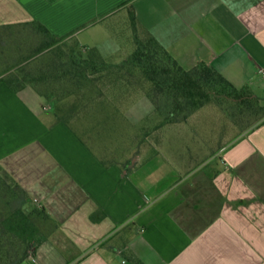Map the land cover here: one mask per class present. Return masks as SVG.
I'll return each mask as SVG.
<instances>
[{
    "label": "crops",
    "instance_id": "crops-1",
    "mask_svg": "<svg viewBox=\"0 0 264 264\" xmlns=\"http://www.w3.org/2000/svg\"><path fill=\"white\" fill-rule=\"evenodd\" d=\"M107 5L0 0V26L38 21L105 57L126 54L132 29L124 32L126 45L117 31H104L122 8ZM135 5L137 28L178 65L207 64L264 104V0ZM116 96L124 102L97 99L104 101L85 127L87 139L32 87L14 91L0 82V167L29 197L24 212L40 208L46 218L43 237L17 264H135L129 257L142 264H264V123L226 142L233 123L224 113L208 131L187 125L205 105L186 122L159 117L143 127L146 115H156L147 92ZM138 102L146 111L140 121L132 113Z\"/></svg>",
    "mask_w": 264,
    "mask_h": 264
},
{
    "label": "rangeland",
    "instance_id": "rangeland-1",
    "mask_svg": "<svg viewBox=\"0 0 264 264\" xmlns=\"http://www.w3.org/2000/svg\"><path fill=\"white\" fill-rule=\"evenodd\" d=\"M106 1L111 10L117 9V6L122 8L119 10L118 15L112 18L113 24L109 23L108 27H104V31H117L119 43L126 45L128 43L125 42V38L123 39L124 32L132 29V47L128 53L120 52L112 57H105L106 55L103 56L96 48L81 45L75 35L59 43L58 46L54 45L46 50H41L43 52L34 53V50L47 39L38 31L35 25L22 23L0 26V79H19L25 84L23 88L29 86L38 93L44 94L47 102L55 108L58 118L69 122L77 133L84 136V138L91 139L92 132L87 131L85 127L87 123H92V118L99 117L94 115L99 102L97 99L101 97L104 99L105 97L107 98L106 102L122 104L124 101L117 99V96L116 99H112L114 94L118 95L119 93L153 91L157 95L158 99L153 101L156 115L154 114L152 117L146 115L144 119L146 121L141 124L143 127L149 120H157L159 117V119L165 121L164 117L168 111L169 116L167 118L169 120L165 122L169 124L182 123L183 116L180 113L179 115L176 114L177 111L172 109L171 95L155 88L139 68L131 63H125L138 47V42L145 45L149 37L148 34L137 27L134 30L131 25L128 8L131 6L135 13V0H122V3L126 2L124 6L115 3L114 0ZM123 13H125V18ZM102 42L104 52L111 50L109 40L105 39ZM157 56L162 58L160 53ZM160 61L166 64L165 60ZM72 63H76L78 66H74ZM215 88L219 91V94L215 96L214 101L206 104V106L204 105L203 110L196 112L197 114L190 118L187 122L188 126H192L199 132L202 127V132L206 128L208 131V127L214 123L216 124V116L224 113L231 118L233 123V132H230L229 128L224 138L228 142L241 132L251 130L262 124L264 109L261 105L264 104H257L251 99H246V102L244 100L242 103V99L237 98L230 88L223 89L219 85ZM102 101L104 100H100V102ZM146 101L149 105V100ZM125 106L124 103L123 107ZM212 109L218 110L212 112ZM144 112H146L144 106L140 105L139 102L138 106L132 110L133 115H139L137 117L138 121L141 120L138 119L141 116L140 114ZM190 115L186 116L187 118L184 117L186 118L184 122L187 121ZM147 133L153 139L157 130L154 126H151L150 130L147 129ZM203 134L214 135V133L209 135L208 132ZM141 135H144V130H138L139 138ZM169 136L170 140L176 139L173 132H170ZM219 138H217V141ZM212 141H214L213 137ZM2 171L4 170L0 167V179L5 175ZM5 182L11 185L14 180L9 178L5 179ZM5 189V187L0 188V210L3 209L7 212L9 205L3 199H10V195L8 190ZM10 201V208L16 210L13 219L16 221L21 219L20 230L21 226L25 227L23 225H26V227L21 233L20 230L18 233H13L17 234L15 236L10 234L11 237L3 238L2 243L6 244L5 248L0 249V257H8V261L10 259V261H16L24 253L33 251L36 243L43 237L46 218L39 211L40 208L24 212V203L19 204L20 198L16 195H12ZM9 213L10 211L5 213L7 219L11 217ZM21 213L22 215H20ZM14 243L15 246H13Z\"/></svg>",
    "mask_w": 264,
    "mask_h": 264
},
{
    "label": "trees",
    "instance_id": "trees-1",
    "mask_svg": "<svg viewBox=\"0 0 264 264\" xmlns=\"http://www.w3.org/2000/svg\"><path fill=\"white\" fill-rule=\"evenodd\" d=\"M125 4L126 2L124 1V3H122V6H124ZM128 12L131 25L135 30L138 22L134 10L131 6L128 8ZM28 23L35 25L38 31L45 37H47L46 41L42 43L40 47L34 50V53H39L41 50H46L54 45L58 46L59 43L64 42L67 38L73 36V33L70 35L68 34L64 36H57L50 32L42 23L38 21L27 22V24ZM85 26L87 25H83L81 28ZM159 53L162 55V58L157 56ZM160 60H165L166 64H164V62H161ZM125 63H131L136 68H139L143 72L146 79H148L155 88H158L161 92L165 91L171 95L172 109L177 111L176 114L179 115L180 113V115L183 116V118L181 119L183 122L185 121L184 119L187 118L186 116L194 113L204 105L214 101L215 96L219 94V91L215 88V86L217 85L223 87V89L230 88L231 90H233L234 95L237 98L242 99V103L244 100L246 102V99H251V101L260 104V102L255 97H253V95L246 87L239 90L235 89L217 70L207 64L198 63L196 66L190 69L181 67L152 36L148 37V41L145 43V45H142L141 43L139 44L138 42V47L130 56V58L125 61ZM72 64L74 66H78L76 63ZM0 82H5L14 91L21 90L25 85L19 79L1 78ZM147 94L151 97L152 101L158 99L157 95H155L153 91H148ZM41 95L46 97L44 94ZM261 107L264 109V105H261ZM167 116H169V111L164 117L165 121L168 122L169 119L167 118ZM60 120H62V118ZM262 123H264V121ZM2 172L5 175L0 179V188L3 189L5 187V190H8L10 199L12 195L18 196V198H20L19 204H21L22 202H29V197L26 195L25 191L20 187V185H18L15 181L11 185L6 184L5 179H9L10 177L6 174V172ZM10 199H3L4 202L9 205V208L11 205ZM9 208L7 212L3 209L0 210V249L5 248L6 243H2L4 237L8 238L11 237V235L15 236L17 234L13 233H18V231L20 230L21 219H19V221L13 219L16 210L13 208ZM8 211H10L9 216H11L12 218L10 217L7 219L5 217V213H8ZM39 211L42 215H44L42 210ZM20 215H22V213ZM23 226L26 227V225ZM25 227L21 226L20 233L24 230ZM15 245L16 244L14 243L13 246ZM26 255L27 253H24L22 256L16 259V261H10L11 259L8 261V257H0V264H17ZM129 259L135 264H142L138 259L134 257H129Z\"/></svg>",
    "mask_w": 264,
    "mask_h": 264
},
{
    "label": "built area",
    "instance_id": "built-area-1",
    "mask_svg": "<svg viewBox=\"0 0 264 264\" xmlns=\"http://www.w3.org/2000/svg\"><path fill=\"white\" fill-rule=\"evenodd\" d=\"M264 74V71H261Z\"/></svg>",
    "mask_w": 264,
    "mask_h": 264
}]
</instances>
